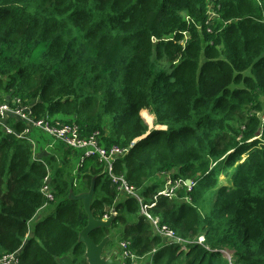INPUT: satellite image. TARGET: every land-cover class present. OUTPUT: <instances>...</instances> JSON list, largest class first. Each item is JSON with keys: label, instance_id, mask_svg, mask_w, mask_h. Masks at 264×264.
Wrapping results in <instances>:
<instances>
[{"label": "trees", "instance_id": "obj_1", "mask_svg": "<svg viewBox=\"0 0 264 264\" xmlns=\"http://www.w3.org/2000/svg\"><path fill=\"white\" fill-rule=\"evenodd\" d=\"M14 103L35 119L74 124L106 151L126 150L112 174L142 204L167 176L191 180L190 191L182 185L148 209L189 243L181 250L156 234L97 155L39 135L37 159L29 140L0 126V260L86 264L78 236L87 214L69 194L93 185L92 217L115 213L89 234L95 243L121 227L118 246L150 264H230L215 253L224 248L231 264H264V0H0V104ZM143 110L165 129L137 140L148 132ZM50 144L58 160L45 154ZM222 171L230 186L201 215ZM46 206L54 211L26 237Z\"/></svg>", "mask_w": 264, "mask_h": 264}, {"label": "built area", "instance_id": "obj_2", "mask_svg": "<svg viewBox=\"0 0 264 264\" xmlns=\"http://www.w3.org/2000/svg\"><path fill=\"white\" fill-rule=\"evenodd\" d=\"M7 121H13V123H22L24 128L20 132H16L8 126ZM0 126L8 134H13L17 138L29 140L32 146V151H34L33 155H35V141L29 137V134H31L33 130L41 132V134L48 136L54 142H61L67 148L73 150L76 149L77 151H83L85 156L93 154L97 155L99 159L104 162L105 171L110 179H112L113 182H120L119 191L126 192L139 202V204L141 205L140 211L142 215L150 221L154 232L168 242L179 244L181 250H186V244H188L189 242L176 237L174 233L167 227L160 226L159 220L156 217H152L148 213V209L154 205L157 197H174L176 190L181 188L182 185L186 186V191H190L193 185L192 182L191 185H186L185 181H183V183L180 180L167 181V184L164 185L163 189L158 191L153 198V203L149 205L142 204L141 198L124 183L123 179L117 178L112 174V163L114 159L124 154L126 150L113 147L109 151H106L97 144V140L95 139V137L81 138L78 128L74 124H53L43 119H35L28 106H20L16 103H14V105L0 104ZM42 192L46 199H48L49 201L53 200V197L49 192L48 179H46L45 181V186L43 187ZM107 218L108 216H104V219ZM202 241L203 238L199 237L195 243L201 244ZM120 246L119 247L121 248V250L119 252V255L121 257V264H147L145 262L141 263L140 261L142 259H139L135 257V255L129 253L125 248V244H121ZM224 249L225 252L221 253L220 255L228 258V260H226L231 264L232 260L229 257L230 254L232 256V252H230L226 248ZM17 255V253H12L4 256L0 260V264H17Z\"/></svg>", "mask_w": 264, "mask_h": 264}, {"label": "water", "instance_id": "obj_3", "mask_svg": "<svg viewBox=\"0 0 264 264\" xmlns=\"http://www.w3.org/2000/svg\"><path fill=\"white\" fill-rule=\"evenodd\" d=\"M148 134L149 132L140 138H144ZM185 184L191 185V181L187 179L185 180ZM69 198L82 201L84 211L87 214V224L80 231L78 236V242L84 245V259L86 264H121V257L118 251L114 249L106 250L109 237L103 238L99 243H95L89 237V234L97 228L110 227L115 216V213L111 211L110 216L107 219H103L102 221L95 220L92 217L90 211V202L93 198V185L90 186L88 192L79 194L77 196H73V194L70 192ZM59 264H73V262L69 258L64 257L59 260Z\"/></svg>", "mask_w": 264, "mask_h": 264}, {"label": "rangeland", "instance_id": "obj_4", "mask_svg": "<svg viewBox=\"0 0 264 264\" xmlns=\"http://www.w3.org/2000/svg\"><path fill=\"white\" fill-rule=\"evenodd\" d=\"M36 59H38V56H37V58ZM36 61V60H35ZM142 112L143 111H141L140 112V115H141V117H142ZM146 112V114L147 115H150L147 111H145ZM151 118H152V124L151 125H149L147 122H146V119H145V117H142V119L145 121V123L147 124V126H148V132H150V131H152V130H155V129H161L162 127H159V126H155L154 125V119H153V117L151 116ZM38 145H39V143H38ZM50 146H51V144H50ZM35 147H36V144H35ZM40 148V147H39ZM63 147H61V146H59V149H62ZM46 151H47V156L48 155H50L52 158H54V159H59V153L58 152H55V151H51L50 149H46ZM35 152H36V150H35ZM79 152H82V151H79ZM37 154L38 153H36L35 155H33L35 158H37ZM246 156V155H245ZM245 156H242V157H245ZM38 157H39V154H38ZM38 159V158H37ZM219 166H220V168L218 169V171H221V169H222V167H223V164L221 165V164H219ZM218 166V167H219ZM231 170H232V168L231 169H229V171L231 172ZM228 171V172H229ZM227 172V173H228ZM227 173H225V172H220L219 174H217V179H216V183H217V186H216V188L214 187V189H211V190H208L207 191V193L205 194V196L203 197V199H202V202H200L199 203V206H198V211H199V213L201 214V215H205L208 211H209V209H210V207H211V204H212V201L214 200V197H215V191H216V189L218 188V187H222V186H230V180H229V178H228V175H227ZM171 176H167L166 177V181H165V184H167L166 182L167 181H171L172 179L170 178ZM48 183H49V180H48ZM44 209H46L47 210V213L45 214V217L43 218V217H41L42 215L41 214H39L38 216H35V218L34 219H32L30 222H29V226L31 227V228H33V227H35L36 226V224L38 223V222H41L42 220L44 221V219L52 212V210L49 208V207H46V208H44ZM39 217V218H38ZM37 228H38V226H37ZM121 227H117L116 229H111L110 231H109V233H108V237H109V245H111V246H113L114 244H117L116 242L118 241V237H119V235H120V229ZM118 245V244H117ZM121 247V246H120ZM120 250H121V248H120ZM225 258V257H224ZM229 258H231V254H230V257ZM148 258H146V260H147ZM225 259H227L228 260V258H225ZM141 263H144L145 261H143V260H141L140 261Z\"/></svg>", "mask_w": 264, "mask_h": 264}, {"label": "crops", "instance_id": "obj_5", "mask_svg": "<svg viewBox=\"0 0 264 264\" xmlns=\"http://www.w3.org/2000/svg\"><path fill=\"white\" fill-rule=\"evenodd\" d=\"M32 136L34 137L33 138V140L35 141V144L37 143L36 141H38V137H39V135H43L44 137H47L46 139H47V143L49 144V143H51V142H48V140L50 139L48 136H46V135H44V134H38V132L37 131H33L32 133ZM53 145H54V143H52ZM37 147H38V143H37ZM55 148H57L56 147V144H55V146H54V148L52 147V145L50 146H48V148L47 149H50L51 151H55V152H58ZM35 150H36V147H35ZM42 152V151H41ZM46 153V155H47V151H45ZM59 153V152H58ZM35 154H36V152H35ZM59 156H60V154H59ZM46 207H49L52 211H54V207L53 206H46ZM46 207H44V208H46ZM44 208H42L41 210H39L36 214H35V216H38L39 214H41L42 216L41 217H45V214L47 213V210L46 209H44ZM35 216H34V218H35ZM48 217V216H47ZM33 218V219H34ZM39 218V217H38ZM33 233H34V231H33V228H31L30 226H29V231H28V234H27V236L26 237H32L33 236ZM108 249V248H107ZM112 249H114V250H116V251H120V247L117 245V244H114L113 246H112ZM146 258L147 257H142V260L143 261H145V263H147V264H150V261H148V260H146Z\"/></svg>", "mask_w": 264, "mask_h": 264}, {"label": "bare ground", "instance_id": "obj_6", "mask_svg": "<svg viewBox=\"0 0 264 264\" xmlns=\"http://www.w3.org/2000/svg\"><path fill=\"white\" fill-rule=\"evenodd\" d=\"M142 117H145L146 122H147L149 125L152 124V118H151V115H147L146 112H145V110H143V112H142ZM223 252H225V249H218V250L215 251V253H218V254H221V253H223Z\"/></svg>", "mask_w": 264, "mask_h": 264}, {"label": "clouds", "instance_id": "obj_7", "mask_svg": "<svg viewBox=\"0 0 264 264\" xmlns=\"http://www.w3.org/2000/svg\"><path fill=\"white\" fill-rule=\"evenodd\" d=\"M140 116H141V115H140ZM141 118H142V117H141ZM144 122H145V121H144ZM146 125H147V124H146ZM159 127H161V126H159ZM164 129H165L164 127L161 128V130H164ZM140 139H142V138H139V139H137V140H140ZM135 141H136V140H135ZM135 141H134V142H135ZM190 181H191V180H190ZM162 189H163V188H162ZM159 191H160V190H159ZM172 198H173V197H172ZM169 199H171V198H169ZM109 216H110V214H109ZM109 216H108V217H109ZM119 252H120V251H119Z\"/></svg>", "mask_w": 264, "mask_h": 264}, {"label": "flooded vegetation", "instance_id": "obj_8", "mask_svg": "<svg viewBox=\"0 0 264 264\" xmlns=\"http://www.w3.org/2000/svg\"><path fill=\"white\" fill-rule=\"evenodd\" d=\"M109 243H110V242L108 241V244H107V248H108V249L106 248V250L112 249V246L109 245Z\"/></svg>", "mask_w": 264, "mask_h": 264}]
</instances>
